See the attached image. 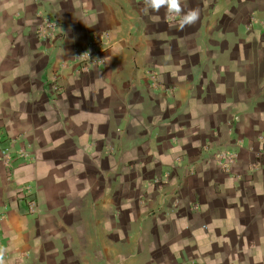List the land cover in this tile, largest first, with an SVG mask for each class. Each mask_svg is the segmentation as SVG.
<instances>
[{
  "label": "crops",
  "instance_id": "0c3cea01",
  "mask_svg": "<svg viewBox=\"0 0 264 264\" xmlns=\"http://www.w3.org/2000/svg\"><path fill=\"white\" fill-rule=\"evenodd\" d=\"M182 7L183 31L144 0H0V149L34 156L0 162V264H264V0Z\"/></svg>",
  "mask_w": 264,
  "mask_h": 264
},
{
  "label": "built area",
  "instance_id": "2783aa9c",
  "mask_svg": "<svg viewBox=\"0 0 264 264\" xmlns=\"http://www.w3.org/2000/svg\"><path fill=\"white\" fill-rule=\"evenodd\" d=\"M175 16L170 15V20L175 19ZM57 27L56 22H52L50 20H44L36 30V37L43 41H49L55 32ZM108 34L107 33H100V34H93L87 45L84 47H80L75 51L74 54V63L77 66L76 74H88L91 70L97 68L102 64V56L101 54L108 50ZM59 76V74L57 73ZM57 75H54L53 80L57 79ZM147 78V83L149 88H155L158 84L157 81V74L154 71H147L145 73ZM52 87L56 93L60 90L57 82L55 81L52 84ZM258 141L261 145L259 152H257L256 157L264 158V136H259ZM17 160H23L24 162H28L34 160V156L31 154L30 150L24 148H18L13 150L11 148H3L0 149V162H2L8 170H12L13 164ZM217 160L219 163V167L223 171H228L231 164L234 161V154L227 153V152H220L217 155ZM29 194V192H28ZM27 210L30 214H34L38 210V204L32 195L29 194L26 200ZM2 214H0V218ZM185 264H195V263H185Z\"/></svg>",
  "mask_w": 264,
  "mask_h": 264
},
{
  "label": "clouds",
  "instance_id": "9594fccd",
  "mask_svg": "<svg viewBox=\"0 0 264 264\" xmlns=\"http://www.w3.org/2000/svg\"><path fill=\"white\" fill-rule=\"evenodd\" d=\"M144 3L146 13L149 11L159 12L161 8H165L169 15L179 17L178 29L181 31L196 24L199 20V11L191 9L185 12L182 0H144Z\"/></svg>",
  "mask_w": 264,
  "mask_h": 264
}]
</instances>
